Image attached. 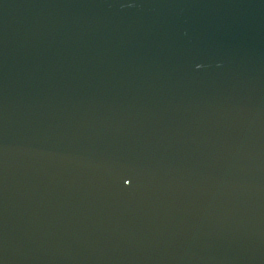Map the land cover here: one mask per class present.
<instances>
[{"label":"water","instance_id":"95a60500","mask_svg":"<svg viewBox=\"0 0 264 264\" xmlns=\"http://www.w3.org/2000/svg\"><path fill=\"white\" fill-rule=\"evenodd\" d=\"M0 264H264V0H0Z\"/></svg>","mask_w":264,"mask_h":264}]
</instances>
